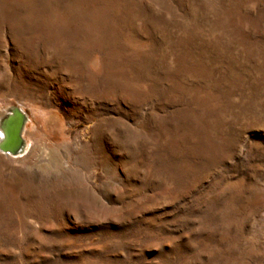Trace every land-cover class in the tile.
I'll list each match as a JSON object with an SVG mask.
<instances>
[{"label": "rangeland", "instance_id": "1", "mask_svg": "<svg viewBox=\"0 0 264 264\" xmlns=\"http://www.w3.org/2000/svg\"><path fill=\"white\" fill-rule=\"evenodd\" d=\"M11 106L0 264H264V0H0Z\"/></svg>", "mask_w": 264, "mask_h": 264}, {"label": "water", "instance_id": "2", "mask_svg": "<svg viewBox=\"0 0 264 264\" xmlns=\"http://www.w3.org/2000/svg\"><path fill=\"white\" fill-rule=\"evenodd\" d=\"M27 120L25 113L18 107H12L0 120V151L10 155H20L25 147L22 133Z\"/></svg>", "mask_w": 264, "mask_h": 264}, {"label": "bare ground", "instance_id": "3", "mask_svg": "<svg viewBox=\"0 0 264 264\" xmlns=\"http://www.w3.org/2000/svg\"><path fill=\"white\" fill-rule=\"evenodd\" d=\"M12 107V106H11ZM7 113H5V115H6ZM29 119V118H28ZM26 124V123H25ZM23 134V133H22ZM1 137H2V133H1V130H0V139H1ZM6 154V153H5ZM6 155H10V154H6ZM15 156H19V155H15Z\"/></svg>", "mask_w": 264, "mask_h": 264}]
</instances>
